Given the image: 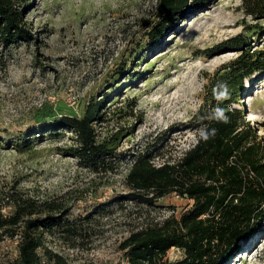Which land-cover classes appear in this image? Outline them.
I'll list each match as a JSON object with an SVG mask.
<instances>
[{
  "label": "rangeland",
  "instance_id": "obj_1",
  "mask_svg": "<svg viewBox=\"0 0 264 264\" xmlns=\"http://www.w3.org/2000/svg\"><path fill=\"white\" fill-rule=\"evenodd\" d=\"M30 1L24 21L32 39L0 45V187L18 184L63 202L71 220L92 215L72 242L59 233L44 237L69 264H126L120 245L130 232L188 207L174 195L155 206L117 201L129 192L131 164L139 154L153 155L156 165L172 162L196 142L208 76L240 53L221 45L245 34L252 50L263 49L264 19L246 16L240 0H211L150 46L157 0ZM254 26L261 32L252 37L247 27ZM237 88L233 107L264 144V72L244 77ZM95 102L97 140L114 147L111 169L99 173L67 153L76 144L72 132L53 137L46 129L61 116H82ZM20 139H30L29 147L15 146ZM238 250L223 264H264V217ZM16 254L15 240L0 243V264ZM182 257L170 249L166 259Z\"/></svg>",
  "mask_w": 264,
  "mask_h": 264
},
{
  "label": "trees",
  "instance_id": "obj_2",
  "mask_svg": "<svg viewBox=\"0 0 264 264\" xmlns=\"http://www.w3.org/2000/svg\"><path fill=\"white\" fill-rule=\"evenodd\" d=\"M211 0H157L155 23L149 30L150 46H158L179 20ZM30 0H0V45L8 49L32 39L25 24ZM246 16L264 19V0H240ZM251 29L255 37L261 29ZM253 31V32H252ZM251 36L239 34L223 47L239 55L208 76V85L198 112L200 133L196 142L172 162L154 164L153 155L139 154L131 164L125 183L129 192L117 201H135L146 206L167 196L188 201L178 217L132 231L120 250L126 264H223L239 253V243L258 231L264 217V144L245 113L233 107L243 78L264 72V48L252 50ZM100 103L87 107L82 116H61L47 123V132L73 133L76 144L70 156L94 172L111 169L114 147L99 142L93 122L100 119ZM36 131H40V128ZM43 137V136H42ZM15 146L29 147L30 139ZM70 208L56 199L39 198L18 184L0 187V243L15 240L16 257L2 264H69L45 246V235L59 233L65 243L81 233L86 214L71 220ZM101 211L98 210V214ZM170 249L181 250L179 261L166 259Z\"/></svg>",
  "mask_w": 264,
  "mask_h": 264
},
{
  "label": "bare ground",
  "instance_id": "obj_3",
  "mask_svg": "<svg viewBox=\"0 0 264 264\" xmlns=\"http://www.w3.org/2000/svg\"><path fill=\"white\" fill-rule=\"evenodd\" d=\"M251 115V114H250ZM253 115L254 114H252L251 116H249L250 118H253ZM250 118H248V119H250ZM254 250V249H253ZM253 250L251 251V253L253 252ZM244 253H247V251H245Z\"/></svg>",
  "mask_w": 264,
  "mask_h": 264
}]
</instances>
